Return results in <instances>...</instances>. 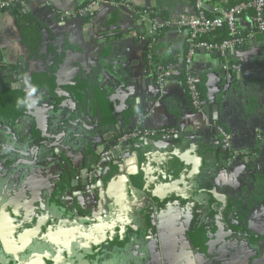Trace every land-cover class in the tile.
I'll return each instance as SVG.
<instances>
[{"label": "crops", "instance_id": "1", "mask_svg": "<svg viewBox=\"0 0 264 264\" xmlns=\"http://www.w3.org/2000/svg\"><path fill=\"white\" fill-rule=\"evenodd\" d=\"M88 1L25 0L0 11V264H264V33L227 50L241 73L196 51L199 113L180 77L155 85L140 43L151 17L192 18L195 0L104 3L85 19L56 13ZM236 1L207 0L202 10L213 16ZM236 28L255 30L252 13ZM185 36L160 31L155 63L183 65ZM136 121L180 132L136 139L122 153L134 165L109 162L100 180L86 179ZM211 122L229 134L224 162Z\"/></svg>", "mask_w": 264, "mask_h": 264}, {"label": "built area", "instance_id": "2", "mask_svg": "<svg viewBox=\"0 0 264 264\" xmlns=\"http://www.w3.org/2000/svg\"><path fill=\"white\" fill-rule=\"evenodd\" d=\"M25 0H0V11L11 7L14 3H23ZM207 0H195V7L197 14L188 19H181L176 22L169 19H158L151 17L149 19V26L145 35L140 38V43L144 45V57L146 73L153 77V82L156 86L163 85V82L181 77L188 93L190 106L197 112L202 111V93L196 81V77L192 71V59L197 50H204L213 52L222 58L221 69L233 73H241L245 66L236 61H232L227 57V50L244 45L247 37L255 33H264V0H250L235 3L228 7L225 11L207 16L202 10ZM111 4L118 7H125L126 3L123 0L108 1V0H90L77 8L69 10L56 11L60 20L66 19H85L91 17L96 9L102 4ZM252 10V19L255 23V30L248 31L245 35H241L236 28V18L246 10ZM142 12V16L146 15ZM175 26L179 33L186 32L185 42L187 45L186 57L183 65L178 66L175 64L159 65L154 61L153 49L156 43L158 33L160 31ZM220 28H225L228 36L221 40H206L201 36L213 33ZM2 65L0 60V66ZM216 132L219 134L223 148L228 151L231 156L232 151L229 142L228 132L215 122H211ZM180 129L175 126H160L158 128H148L143 126L139 121L136 125L116 137L115 143L109 150L100 153L92 168L86 171V179L91 181L99 167L100 160L114 150H118L121 144L130 143L139 138L154 139L158 136H171L178 135ZM262 135H258V139H262ZM123 157H121V160ZM63 164L67 162H62ZM79 175H75L78 178Z\"/></svg>", "mask_w": 264, "mask_h": 264}, {"label": "water", "instance_id": "3", "mask_svg": "<svg viewBox=\"0 0 264 264\" xmlns=\"http://www.w3.org/2000/svg\"><path fill=\"white\" fill-rule=\"evenodd\" d=\"M9 81H10V83H12V84H14V83H16L17 81H16V79H14V77H10V79H9ZM24 86H27V85H22V87L21 88H23ZM49 100V99H48ZM116 137H118V136H116ZM116 137L111 141V146L115 143V141H116ZM169 138H172V137H169ZM47 145H46V143L44 142V143H40V147H46ZM131 147H134V148H138L139 146L138 145H131L130 143H125V144H121L120 146H119V148H118V150H114V151H112V153L111 154H109L108 156H106V157H104V158H102L101 160H100V163H99V167H98V169H97V171H96V173H95V179H96V181L97 180H100V178H101V175H102V173H103V169H104V167L107 165V163H109V162H111V163H113V165H115V166H120V167H130V166H132V165H134L136 162H137V159H136V157L135 156H132V157H127V158H125V159H123V160H121V157H123V155H122V153L124 152V151H126V150H128V149H131ZM140 165H141V162H140ZM142 168V167H141ZM141 170V169H140ZM84 173H86V171L84 172ZM77 183L79 182L78 180L76 181ZM76 183V184H77ZM83 184L84 185H88V181L87 180H84L83 181ZM101 184V183H100ZM88 189H92V190H95L96 189V185L95 184H93L92 186H89L88 185ZM20 228H22L21 226H19V225H15V226H13V230L15 231V232H18L19 230H20Z\"/></svg>", "mask_w": 264, "mask_h": 264}, {"label": "trees", "instance_id": "4", "mask_svg": "<svg viewBox=\"0 0 264 264\" xmlns=\"http://www.w3.org/2000/svg\"><path fill=\"white\" fill-rule=\"evenodd\" d=\"M242 1H250V0H238V1H236L235 3H238V2H242ZM234 3V4H235ZM234 4H232V5H234ZM231 5V6H232ZM230 7V6H229ZM245 12H249V13H252V10H250V9H248V10H246V11H244L243 13H245ZM243 13H241V14H243ZM240 14V15H241ZM216 15V14H215ZM220 34H221V37H219V36H216V37H214L213 39H211V40H221V39H224V38H226L227 36H228V34H227V31H226V29L225 28H220V29H218L217 30ZM216 32V31H215ZM215 32H213V33H215ZM209 34H212V33H209ZM209 34H205V35H209ZM241 35H245V34H243V33H240ZM205 35H203V36H201V38L202 39H207V40H209L208 39V36H205ZM205 36V37H204ZM241 47H243V46H241ZM241 47H238V48H241ZM163 65V64H162ZM181 78V77H180ZM181 80H183L182 78H181ZM193 109V108H192ZM194 110V109H193ZM195 111V110H194ZM230 157V155L228 154V151H226L225 150V153H224V155H222V161L224 162L225 160H227L228 158Z\"/></svg>", "mask_w": 264, "mask_h": 264}, {"label": "clouds", "instance_id": "5", "mask_svg": "<svg viewBox=\"0 0 264 264\" xmlns=\"http://www.w3.org/2000/svg\"><path fill=\"white\" fill-rule=\"evenodd\" d=\"M35 90V89H34Z\"/></svg>", "mask_w": 264, "mask_h": 264}]
</instances>
